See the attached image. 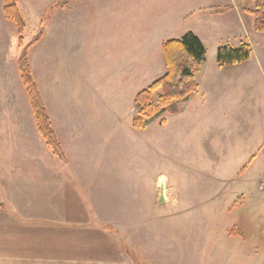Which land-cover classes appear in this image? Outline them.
<instances>
[{
    "label": "rangeland",
    "instance_id": "obj_1",
    "mask_svg": "<svg viewBox=\"0 0 264 264\" xmlns=\"http://www.w3.org/2000/svg\"><path fill=\"white\" fill-rule=\"evenodd\" d=\"M9 1L0 0V203L7 177L55 166L81 179L85 199L103 213L93 225L134 246L136 264L148 262L145 245L162 264H264V211L254 210L264 204V149L252 161L248 154L259 130L188 117L200 112L201 98L202 115L209 111L216 93L207 75L215 76L217 50L239 47L241 19H253L209 11L230 0H16L25 41L41 37L28 61L58 157L39 133L22 83L20 35L4 14ZM188 33L207 50L196 74L197 94L199 86L205 94L178 115L186 101L163 109L161 90L154 92L144 113L155 117L138 131L137 95L167 71L163 44Z\"/></svg>",
    "mask_w": 264,
    "mask_h": 264
},
{
    "label": "crops",
    "instance_id": "obj_2",
    "mask_svg": "<svg viewBox=\"0 0 264 264\" xmlns=\"http://www.w3.org/2000/svg\"><path fill=\"white\" fill-rule=\"evenodd\" d=\"M247 2L230 0L222 7L209 10L213 13L236 11L240 17L244 14L253 19L249 24L241 19L245 31L244 37L238 40L239 47L242 43L250 44L252 57L246 63L231 67L218 66L215 76L207 75L211 92L216 93L209 111L202 115L207 104L206 98H201L200 112L195 110L189 114L193 117H188L198 122L209 118L213 124L217 121L238 124L244 132L254 126L253 134L259 130V137L253 139L248 153L252 161L264 149V40H256L257 35L264 36V33L255 30V17L251 14L254 8H249L250 14L243 13ZM203 94L199 86V93L186 100V106L177 114L187 112V106L192 108L193 100ZM58 169L48 166L30 173L13 171L1 184L4 198L0 203V264H136L132 254L134 246L120 244L112 231L93 225V220H101L103 213L96 208V202L91 205L85 199L81 179L77 181V176ZM254 210L263 214L261 200ZM142 247L144 253H149L144 254L148 261L145 264H153L152 258L159 259L155 264H162L156 255L158 251L146 245Z\"/></svg>",
    "mask_w": 264,
    "mask_h": 264
},
{
    "label": "trees",
    "instance_id": "obj_3",
    "mask_svg": "<svg viewBox=\"0 0 264 264\" xmlns=\"http://www.w3.org/2000/svg\"><path fill=\"white\" fill-rule=\"evenodd\" d=\"M71 0H64L63 6ZM246 1V0H243ZM254 2L255 30L264 33V0H251ZM218 13V12H217ZM5 17L14 22L20 35L17 53L18 66L22 83L28 93L31 108L39 133L47 147L58 157H62V149L51 125L50 117L42 103L38 86L33 79L28 61L29 50L41 39L38 35L33 40L23 38L25 23L18 8L16 0H10L4 8ZM162 50L166 61V74L153 83L147 90L137 95L135 105L141 109L140 116L134 120V127L141 131L146 123L155 117L151 112H145L152 99V94L161 90L159 106L163 109L170 107L174 101L188 100L198 92L196 74L206 61L207 50L202 41L193 33L186 34L181 40H170L163 44ZM252 57V48L248 43L233 48L222 46L217 51V64L219 67H231L248 62ZM174 113H177L176 111Z\"/></svg>",
    "mask_w": 264,
    "mask_h": 264
},
{
    "label": "built area",
    "instance_id": "obj_4",
    "mask_svg": "<svg viewBox=\"0 0 264 264\" xmlns=\"http://www.w3.org/2000/svg\"><path fill=\"white\" fill-rule=\"evenodd\" d=\"M261 186H262V187H261V189H263V190H264V183H263V184H261Z\"/></svg>",
    "mask_w": 264,
    "mask_h": 264
},
{
    "label": "water",
    "instance_id": "obj_5",
    "mask_svg": "<svg viewBox=\"0 0 264 264\" xmlns=\"http://www.w3.org/2000/svg\"><path fill=\"white\" fill-rule=\"evenodd\" d=\"M164 198L162 197V200H163Z\"/></svg>",
    "mask_w": 264,
    "mask_h": 264
}]
</instances>
